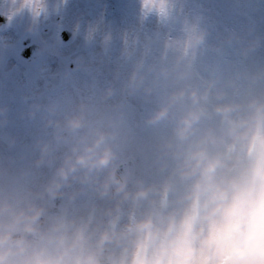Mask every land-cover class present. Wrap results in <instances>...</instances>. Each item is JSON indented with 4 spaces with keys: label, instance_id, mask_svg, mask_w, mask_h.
Instances as JSON below:
<instances>
[{
    "label": "rangeland",
    "instance_id": "rangeland-1",
    "mask_svg": "<svg viewBox=\"0 0 264 264\" xmlns=\"http://www.w3.org/2000/svg\"><path fill=\"white\" fill-rule=\"evenodd\" d=\"M0 14V201L42 209L43 227L144 212L117 211L119 197H102L96 178L133 160L129 188L158 186L174 166L168 144L191 92L209 109L192 140L221 131L215 106L264 101V0H0ZM27 40L37 45L31 60L20 57ZM100 137L109 169L90 181L71 173L57 203L48 185ZM108 264H122L119 249Z\"/></svg>",
    "mask_w": 264,
    "mask_h": 264
},
{
    "label": "clouds",
    "instance_id": "clouds-1",
    "mask_svg": "<svg viewBox=\"0 0 264 264\" xmlns=\"http://www.w3.org/2000/svg\"><path fill=\"white\" fill-rule=\"evenodd\" d=\"M189 96L168 144L174 166L158 186L129 188L127 176L109 169L113 154L100 137L47 187L56 195L71 173L83 170L90 181L109 169L96 178L99 194L119 197L117 211L129 203L147 205L144 212L123 223L43 227L42 209L0 201V264H108L116 249L122 264H264V101L215 106L221 131L192 140L209 109L195 91ZM167 114L163 107L156 118Z\"/></svg>",
    "mask_w": 264,
    "mask_h": 264
},
{
    "label": "water",
    "instance_id": "water-1",
    "mask_svg": "<svg viewBox=\"0 0 264 264\" xmlns=\"http://www.w3.org/2000/svg\"><path fill=\"white\" fill-rule=\"evenodd\" d=\"M8 22V18L4 14H0V26L5 25ZM71 36V33L68 31H63L61 34V37L63 40H68ZM28 43V42H27ZM36 45H31L30 47L26 48L21 54V58L24 60H28L32 57L33 53L36 50ZM117 174L118 175H125L129 178V180H132L135 178V164L133 161H127L125 163H122L118 168H117ZM55 199L57 203H59L58 196L55 195Z\"/></svg>",
    "mask_w": 264,
    "mask_h": 264
},
{
    "label": "snow or ice",
    "instance_id": "snow-or-ice-1",
    "mask_svg": "<svg viewBox=\"0 0 264 264\" xmlns=\"http://www.w3.org/2000/svg\"><path fill=\"white\" fill-rule=\"evenodd\" d=\"M31 2V0H26V3H30Z\"/></svg>",
    "mask_w": 264,
    "mask_h": 264
}]
</instances>
